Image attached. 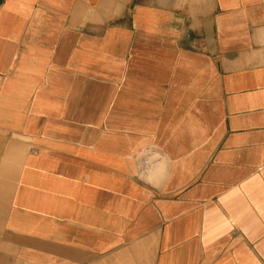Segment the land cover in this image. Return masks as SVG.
<instances>
[{
    "label": "crops",
    "instance_id": "1",
    "mask_svg": "<svg viewBox=\"0 0 264 264\" xmlns=\"http://www.w3.org/2000/svg\"><path fill=\"white\" fill-rule=\"evenodd\" d=\"M0 264H264V0H0Z\"/></svg>",
    "mask_w": 264,
    "mask_h": 264
}]
</instances>
